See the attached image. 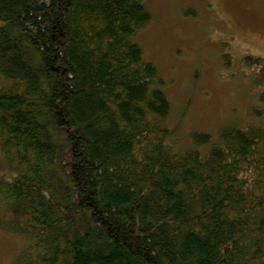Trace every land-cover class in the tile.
Segmentation results:
<instances>
[{
    "label": "trees",
    "instance_id": "obj_1",
    "mask_svg": "<svg viewBox=\"0 0 264 264\" xmlns=\"http://www.w3.org/2000/svg\"><path fill=\"white\" fill-rule=\"evenodd\" d=\"M152 19L144 0H0L10 264H264L263 60L245 58L253 122L177 144L137 40Z\"/></svg>",
    "mask_w": 264,
    "mask_h": 264
},
{
    "label": "rangeland",
    "instance_id": "obj_2",
    "mask_svg": "<svg viewBox=\"0 0 264 264\" xmlns=\"http://www.w3.org/2000/svg\"><path fill=\"white\" fill-rule=\"evenodd\" d=\"M144 1L153 19L137 40L166 80L167 124L177 144H189L194 131L216 135L253 122L262 86L259 67L245 58L264 63V0ZM21 246L20 238L0 231V264H10Z\"/></svg>",
    "mask_w": 264,
    "mask_h": 264
}]
</instances>
